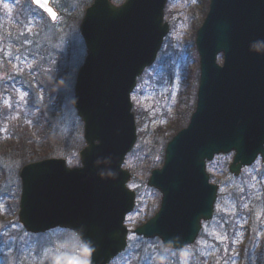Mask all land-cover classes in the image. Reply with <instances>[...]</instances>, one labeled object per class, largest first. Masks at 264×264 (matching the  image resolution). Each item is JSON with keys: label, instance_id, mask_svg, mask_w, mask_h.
Returning a JSON list of instances; mask_svg holds the SVG:
<instances>
[{"label": "water", "instance_id": "water-1", "mask_svg": "<svg viewBox=\"0 0 264 264\" xmlns=\"http://www.w3.org/2000/svg\"><path fill=\"white\" fill-rule=\"evenodd\" d=\"M51 1L47 7L57 14ZM167 2L126 0L116 6L95 0L86 10L80 32L87 57L74 98L86 143L81 167L52 158L20 172L19 223L35 235L58 227L73 231L89 252V264H110L128 246L125 221L136 193L123 165L138 140L131 94L169 33ZM195 44L196 110L148 181L162 195L159 212L135 230L176 251L194 244L202 222L213 217L219 188L210 183L207 162L234 152L229 171L235 176L259 156L264 163V0H210Z\"/></svg>", "mask_w": 264, "mask_h": 264}, {"label": "rangeland", "instance_id": "rangeland-1", "mask_svg": "<svg viewBox=\"0 0 264 264\" xmlns=\"http://www.w3.org/2000/svg\"><path fill=\"white\" fill-rule=\"evenodd\" d=\"M54 1L60 15L56 23L42 17L30 0L28 3L12 0V4L0 0V144L11 143V125L23 122L32 126L35 123L29 143L40 147L36 149L37 155L43 154L39 136L48 137L58 126L59 119L61 132L69 137L78 136L79 152L85 146L83 125L73 100L77 75L87 56L79 27L92 0ZM114 1L121 3L123 0ZM208 1H168L165 21L170 27L169 34L156 63L144 72L132 94L139 140L127 156L124 168L133 174L129 186L136 191L139 206L127 218L130 233L160 206L161 195L149 188L147 181L153 169L163 166L167 145L163 134L185 111H188V118H182V123L183 127L188 125L195 110L200 76L195 40ZM4 3L9 5L8 9L3 7ZM7 15L11 17L9 22ZM15 106L21 113L12 112ZM4 153L1 148L0 168L7 171L9 179L5 186L0 182L4 192L0 191V264H89L88 252L73 233L54 230L43 236H31L23 230L12 213L19 203V172L23 166L12 153L8 156ZM25 153L33 155L29 149ZM232 158V154L219 156L208 167V172L214 176L212 183L219 186V197L214 217L203 225L197 242L180 252H170L159 244L160 248L154 247L151 251L158 253L161 260L167 259L168 264H200L198 260L203 256L216 264H231L227 260L228 253H233L234 264H264V204L246 217V202L244 211H237V202L228 193L238 186H246L254 199H263L264 180L257 183L256 177L264 178V165L259 158L239 176H234L229 173ZM234 216L246 220V224H239L250 228L252 241L242 238L234 246L230 245L222 220ZM132 239H135L133 234L130 235ZM240 245L246 248L243 255L237 253Z\"/></svg>", "mask_w": 264, "mask_h": 264}, {"label": "trees", "instance_id": "trees-1", "mask_svg": "<svg viewBox=\"0 0 264 264\" xmlns=\"http://www.w3.org/2000/svg\"><path fill=\"white\" fill-rule=\"evenodd\" d=\"M210 1V0H209ZM208 1V6H209ZM208 9L205 12V16L207 14ZM167 19H168V13ZM16 106L12 109L13 113L19 112V110L15 109ZM188 111H185V113H182V117L177 118V122L174 125H171L170 128L167 130L166 133L163 134V138L168 142L172 139V137L177 134L182 128V118L186 117L188 118ZM9 113V112H8ZM138 115V112H137ZM60 120H58L57 125L54 130L50 131V134L48 137L45 136H39L38 141L42 142L43 147V154L37 155L36 149L40 148L35 146L36 143H29V139H32L31 129L32 126L35 127V123L31 126L23 122H18L17 125H11V132H12V141L11 143L6 142L5 146H2L0 144V149L4 148V156H8L12 153L13 158H16L15 160L20 161V163L23 165H26L31 162L47 159V158H53V157H63L67 160L69 166H79L80 161L78 158V152L79 147L81 145V142L78 141L77 135L72 134L73 137H69L67 134H64L63 131H60ZM52 123H50V126ZM81 130V126H80ZM40 129H36V132H39ZM44 131V130H43ZM64 134V135H63ZM66 135V136H65ZM169 135V138H168ZM141 138V137H140ZM14 140H17L15 142ZM47 141V142H46ZM33 142V141H32ZM31 150L33 152L32 154L25 153L27 150ZM6 154V155H5ZM227 159V158H226ZM9 174L6 170L0 168V182L5 186V184L8 182ZM1 191V186H0ZM2 192V191H1ZM4 193V192H2ZM228 193L231 194L232 200H236L237 204V211H244L245 208V202H246V186H238L236 189H233L232 191L229 190ZM242 203V206L240 207ZM19 204L16 203L15 205V212H18ZM239 222H243L246 224V220H243L237 216L234 217H228L227 220L223 219L222 223L224 224V227H226L227 230V237L229 239L230 245L234 246L236 242H239L240 239L245 238L252 241V234L248 231L246 232V226L242 224V226L239 224ZM154 247H159V241L153 240V241H146L141 238H135L130 241V245L127 249V251L121 255L119 258H117L112 264H168L167 259H160L158 256V253L152 252L151 249ZM160 248V247H159ZM239 255H243L246 253V248L242 247L240 245V249L237 251ZM263 253V251H262ZM261 253L259 252L258 255ZM235 255L233 253H228V261L231 264H234L235 261ZM200 264H216V261H211L206 257H200L199 258ZM193 264V263H190Z\"/></svg>", "mask_w": 264, "mask_h": 264}, {"label": "snow or ice", "instance_id": "snow-or-ice-1", "mask_svg": "<svg viewBox=\"0 0 264 264\" xmlns=\"http://www.w3.org/2000/svg\"><path fill=\"white\" fill-rule=\"evenodd\" d=\"M35 2L41 6V7H44L46 9V11L49 13V15L51 16V18L53 20L57 19V14L53 11V9L51 7H47V4H48V0H43V2H41V0H35ZM3 7L5 9H8L9 8V5L7 3H4L3 4ZM21 99H23V97H21ZM221 240L223 239V237L220 238Z\"/></svg>", "mask_w": 264, "mask_h": 264}, {"label": "flooded vegetation", "instance_id": "flooded-vegetation-1", "mask_svg": "<svg viewBox=\"0 0 264 264\" xmlns=\"http://www.w3.org/2000/svg\"><path fill=\"white\" fill-rule=\"evenodd\" d=\"M253 228H256V225H255V226H253Z\"/></svg>", "mask_w": 264, "mask_h": 264}]
</instances>
